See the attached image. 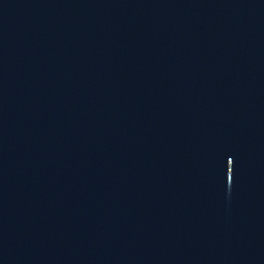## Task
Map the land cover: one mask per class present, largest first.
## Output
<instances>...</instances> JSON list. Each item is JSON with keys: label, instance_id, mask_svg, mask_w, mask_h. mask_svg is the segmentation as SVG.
I'll return each mask as SVG.
<instances>
[{"label": "water", "instance_id": "95a60500", "mask_svg": "<svg viewBox=\"0 0 264 264\" xmlns=\"http://www.w3.org/2000/svg\"><path fill=\"white\" fill-rule=\"evenodd\" d=\"M119 0H0V264H21L85 112Z\"/></svg>", "mask_w": 264, "mask_h": 264}]
</instances>
